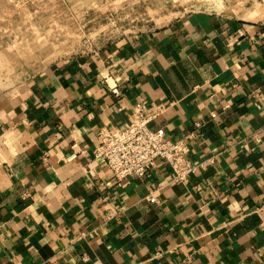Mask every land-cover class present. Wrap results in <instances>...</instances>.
<instances>
[{
	"label": "crops",
	"instance_id": "obj_1",
	"mask_svg": "<svg viewBox=\"0 0 264 264\" xmlns=\"http://www.w3.org/2000/svg\"><path fill=\"white\" fill-rule=\"evenodd\" d=\"M137 102L211 162L118 182L95 151ZM0 264H264V0L191 10L1 96Z\"/></svg>",
	"mask_w": 264,
	"mask_h": 264
},
{
	"label": "rangeland",
	"instance_id": "obj_2",
	"mask_svg": "<svg viewBox=\"0 0 264 264\" xmlns=\"http://www.w3.org/2000/svg\"><path fill=\"white\" fill-rule=\"evenodd\" d=\"M251 6L252 0H240ZM238 0H0V97L60 58L88 54L191 11Z\"/></svg>",
	"mask_w": 264,
	"mask_h": 264
},
{
	"label": "built area",
	"instance_id": "obj_3",
	"mask_svg": "<svg viewBox=\"0 0 264 264\" xmlns=\"http://www.w3.org/2000/svg\"><path fill=\"white\" fill-rule=\"evenodd\" d=\"M120 95L118 85L111 86ZM134 117L116 132L102 134L95 153L102 158L118 182L130 175L142 176L161 159L172 170L174 181H184L196 172L199 165H207L211 159L197 163L189 156V144L185 138H168L163 127L152 128L156 113H149L143 102L133 106ZM216 116V112H212ZM150 201H155L154 195ZM86 259V258H85Z\"/></svg>",
	"mask_w": 264,
	"mask_h": 264
}]
</instances>
